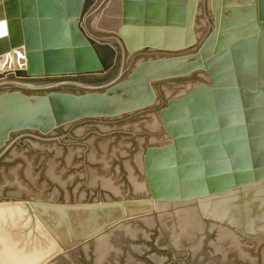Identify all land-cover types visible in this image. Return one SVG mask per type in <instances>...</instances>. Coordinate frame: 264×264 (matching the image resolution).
I'll list each match as a JSON object with an SVG mask.
<instances>
[{
  "label": "water",
  "instance_id": "obj_1",
  "mask_svg": "<svg viewBox=\"0 0 264 264\" xmlns=\"http://www.w3.org/2000/svg\"><path fill=\"white\" fill-rule=\"evenodd\" d=\"M0 26V264H264V0H0ZM152 107L133 152L53 137Z\"/></svg>",
  "mask_w": 264,
  "mask_h": 264
},
{
  "label": "flooded vegetation",
  "instance_id": "obj_2",
  "mask_svg": "<svg viewBox=\"0 0 264 264\" xmlns=\"http://www.w3.org/2000/svg\"><path fill=\"white\" fill-rule=\"evenodd\" d=\"M77 78H81V80H83L82 79L83 77H77ZM154 110H155V108L152 107L150 109H146V110L139 112V113H136V114L126 115V116L114 118V119H87V120L79 121V122H76V123H73L70 125L60 127L59 129H57L55 131L56 133L53 134V137L60 138L59 143L63 145L64 150H67V149L70 150L71 148H76L77 146H82V147H84V150L82 151V155H86L90 151L89 144L84 143L83 140L85 139V137L84 138L78 137V136H76V132H75V130L77 128L85 126L86 130H87L86 135L95 134L97 136V139H105V138H109V136L114 135L109 142V143H111V145L117 144L120 140L119 138H121V141H123L125 144L121 148L124 149L125 151L133 152V151L137 150V147L139 145L142 144L143 139H141V138L147 137L146 135H148V134L150 135V133L144 132V131H146L145 124H146V120L149 119V114L151 112H153ZM133 122H136V123L134 124ZM128 123H130V124L128 125L127 128L118 127L120 124H128ZM98 124H108V125H114L116 127L109 130V131L103 132L98 128V126H97ZM23 133L24 132L14 134L12 139L18 138ZM122 135H123V137H121ZM22 139H25V138H21V140ZM140 140H141V142H140ZM152 146H154V145H152ZM0 163H1V160H0ZM122 168L124 169V167H122ZM122 188H124V185H122L120 189H122ZM103 189L104 188L101 186L91 187L89 185V187H88V190L91 191L92 195H95V194L99 195L100 194L98 200H95V202L98 203L100 206H102L104 204H111L110 203L111 201H114V203H116L115 201H117L118 199H121L122 203H123V200L131 199V197H134V198L137 197L138 200L141 199L140 197H138V195H136L134 193H133V195L123 196L122 194H124L123 193L124 191L123 192L120 191L121 192L120 195H114L109 190H106V189L103 190ZM104 191L109 192V194H111L113 198L111 199V198L104 197L103 196ZM130 191L133 192L132 189ZM104 201L105 202L108 201V202L104 203Z\"/></svg>",
  "mask_w": 264,
  "mask_h": 264
},
{
  "label": "snow or ice",
  "instance_id": "obj_3",
  "mask_svg": "<svg viewBox=\"0 0 264 264\" xmlns=\"http://www.w3.org/2000/svg\"><path fill=\"white\" fill-rule=\"evenodd\" d=\"M0 31H3V27L2 26H0Z\"/></svg>",
  "mask_w": 264,
  "mask_h": 264
}]
</instances>
